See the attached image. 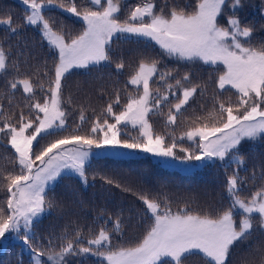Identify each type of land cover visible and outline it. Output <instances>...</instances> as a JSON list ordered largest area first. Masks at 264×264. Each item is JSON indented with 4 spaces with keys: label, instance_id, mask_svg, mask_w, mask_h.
Listing matches in <instances>:
<instances>
[{
    "label": "snow or ice",
    "instance_id": "obj_1",
    "mask_svg": "<svg viewBox=\"0 0 264 264\" xmlns=\"http://www.w3.org/2000/svg\"><path fill=\"white\" fill-rule=\"evenodd\" d=\"M89 2L96 10L86 8L78 11L74 0L70 7H65L63 3L58 5L79 17L85 25L81 34L66 42L63 35L53 31L43 14L46 8L56 5L57 0H22L28 9L26 24L41 26L44 38L57 51V63L43 102L35 99L36 86L30 78L8 81L12 92L22 87L32 100L29 116L21 112L18 126L9 122L0 105V119L3 120L0 143L7 140L18 165V170L2 176L5 182L2 187L9 195L5 201L7 212L0 207V240L6 234H17L33 253L34 264H45V256L48 264H67L69 256L87 257L89 254L106 264H162V261L164 264H185L186 259L193 255L200 256L204 264H226L233 245L251 235L254 221L264 228V187L248 199L241 198L245 177L239 174L244 166L239 146L245 140L256 141L264 136V46L256 48L251 45L252 29L243 26L236 15L241 0H197L194 6H187L190 10L173 7L167 16L163 9L155 11L152 0H144L123 20L118 15L121 12L119 0H106V6L102 0ZM226 4L232 14L227 17V27H224L218 18ZM0 25H6L11 33L16 32L10 16L0 19ZM117 34L154 41L169 57L177 60L223 66L222 70L217 69L220 72L217 87L221 94L226 89H234L237 101L226 105L214 97L213 109L207 117L196 118L203 122L179 137L191 142L190 147L179 146L183 156H177L173 151L178 147L177 138L173 136L172 141L166 144L164 136L153 133L147 119L153 109H156V114H162L159 106L168 101L167 94L153 97L150 90V81L159 72L155 61L139 63L129 81L136 86L137 95L129 96L122 111L114 112L110 102L104 110L106 118L103 121L96 118L90 134L59 135L66 124L62 80L73 68L87 69L110 62V46ZM8 60V53L0 45V74L6 72ZM116 68L123 69V62L118 63ZM170 75V72H162L158 79L167 81ZM182 80L191 83L188 74ZM182 80L176 79L175 85L167 84L173 96L176 95L174 87L182 93L169 109L167 123L171 125L176 123L177 114H182V109L197 94V86L185 87ZM39 87L45 90L43 83ZM200 94L203 95V92ZM115 104H120L118 94ZM32 112L35 113L34 118ZM108 118L113 122L110 123ZM84 120L82 113L81 123ZM120 125L139 126V137L121 140ZM52 135L57 138L44 145L39 144L38 137L47 139ZM34 142H37L35 151ZM93 148L139 150L181 162L203 163L215 159L224 163L225 169L234 163L235 170L225 184L229 205L213 216L192 212L187 207L173 211L166 196L161 202L142 195L144 217L151 223L135 245L112 247V233L122 235L123 232V225L117 217L112 229L101 226L97 234L87 238V246L77 229L75 242L71 237L60 236L56 238L61 241L58 251L52 239L48 241L47 252L38 251L30 241L36 239L34 224L52 206L47 200L46 189L65 172L76 174L86 184V165L90 166ZM261 179L264 180V174ZM238 210L243 213L239 222L235 216Z\"/></svg>",
    "mask_w": 264,
    "mask_h": 264
},
{
    "label": "trees",
    "instance_id": "obj_2",
    "mask_svg": "<svg viewBox=\"0 0 264 264\" xmlns=\"http://www.w3.org/2000/svg\"><path fill=\"white\" fill-rule=\"evenodd\" d=\"M78 11L94 8L89 0H74ZM121 20L144 0H119ZM155 11L163 9L164 15L170 10L187 8L195 5L197 0H152ZM230 2V0H229ZM63 3L70 7L72 0H57V4L46 8L43 12L49 24L59 35H63L66 42H70L85 28L83 21L73 14L61 9L58 5ZM106 6V0H102ZM94 10H96L94 8ZM27 9L19 0H0V19L11 17L12 26L16 28L11 33L6 25L0 27V45L8 53V68L0 74V105L7 114L10 123L17 124L21 112L29 116L32 100L24 93L22 87L15 92L8 87V81L14 78H30L35 87V99L43 102L47 95V84L54 76V66L57 63V51L49 45L44 38L41 26L26 24ZM232 14L226 4L223 14L218 22L227 27V17ZM238 16L243 26L252 29L251 45L256 48L264 46V0H241L237 9ZM110 62L99 66H90L87 69L73 68L62 80V107L66 112L65 129L59 135L90 134L96 118L101 121L106 118L105 109L108 103H113V110L119 113L128 102L129 96L137 95L136 86L129 81L135 75L141 61H155L159 72L150 81V90L153 97L168 95V101L160 104L159 112L156 109L148 114V121L152 125L155 135L164 136L165 143L177 138L178 147L173 151L177 156H183L179 146L190 147L187 139L180 140L190 128L198 123L197 117H207L212 111L214 97L226 105L237 101L235 90H225L223 94L217 87L218 75L222 65H207L202 61L185 62L169 57L154 41L134 36L113 37L110 46ZM123 62L124 68L117 69L116 65ZM162 72H170L167 81H161L158 76ZM47 74V75H45ZM188 74L190 84L182 80ZM181 79L185 87L197 86V94L190 100L189 105L182 109V114H177L174 125L167 123V116L171 104L176 103V97L182 93L174 87L176 95L173 96L167 89V84L175 85V80ZM45 85L41 90L39 84ZM203 92V95L200 93ZM119 95L120 104H115L116 95ZM174 113V108L172 109ZM83 113L85 120L80 121ZM35 113L32 112V118ZM43 115L42 113L40 114ZM109 122H113L108 118ZM211 123V121H209ZM3 120L0 119V126ZM18 126V124H17ZM120 139L131 140L139 137V127L120 125ZM31 131V129L29 130ZM56 135L47 139L37 138L40 145L56 139ZM37 149V142L33 150ZM243 155L244 166L239 174L245 177L242 186L241 198L248 199L252 194L264 187V136L256 141H243L239 146ZM18 170L15 162L14 150L7 144V140L0 143V207L7 212L6 198L9 195L2 185L5 183L2 176ZM235 164L225 169V164L219 160L207 162L192 172L184 173L177 169L163 166L151 157L117 158L101 156L93 158L90 166L86 165L87 183L72 174L62 175L58 181L46 190L47 200L51 207L33 227L36 239L30 243L38 251L47 252L49 239L54 240L56 250H59L60 236H68L75 242V231L79 229L82 238L86 239L97 234L101 226L112 229L114 221L120 218L123 225L121 234L112 233V247L133 246L148 229L150 219L144 217L145 206L140 196L147 195L150 199L163 202L166 196L173 211L187 207L188 210L201 214H219L228 207L229 197L225 188L227 177L232 175ZM255 176V180H253ZM108 181H111L109 183ZM236 219L242 218L243 213L237 211ZM143 217V218H142ZM105 221L107 223L105 224ZM22 242H8L0 249V264H34L33 253L27 245L26 252ZM48 264L46 256L43 258ZM67 264H106L99 261L91 254L87 257L69 256ZM162 264L164 262L162 261ZM185 264H204L198 255L190 256ZM226 264H264V228L254 221L251 235L242 241H237L232 249Z\"/></svg>",
    "mask_w": 264,
    "mask_h": 264
},
{
    "label": "rangeland",
    "instance_id": "obj_3",
    "mask_svg": "<svg viewBox=\"0 0 264 264\" xmlns=\"http://www.w3.org/2000/svg\"><path fill=\"white\" fill-rule=\"evenodd\" d=\"M19 1L21 2V4H23L22 0H19ZM25 8L27 9L26 6H25ZM27 12H28V9H27ZM1 26L2 25H0V27ZM92 151H93V158L101 157V156H111V157H117V158H133V157H147L148 156V157H151L154 160L158 161L163 166H166L168 168L177 169V170H179L181 172H184V173L192 172L195 169L202 167L207 162H210V161H207V160L205 162H203V163H201L199 161L181 162L179 160L164 159V158H161V157L154 156L151 153H144V152H141L139 150H128V149H123V148H103V149H95V148H93ZM64 174H72V175L77 176L76 174L71 173V172L62 173V175H64ZM77 177H79V176H77ZM58 179H57V181H58ZM57 181H55L52 184H50L48 188L52 187ZM45 214H46V212L42 215V217ZM8 242H22L23 243V241L20 238H18L17 234H6V237L4 239L0 240V249H2ZM24 248H25V250L27 252L28 249L26 248L25 245H24Z\"/></svg>",
    "mask_w": 264,
    "mask_h": 264
}]
</instances>
